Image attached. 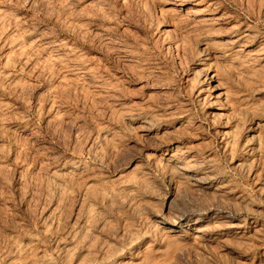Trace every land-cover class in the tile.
Instances as JSON below:
<instances>
[{"label": "rangeland", "instance_id": "374dc122", "mask_svg": "<svg viewBox=\"0 0 264 264\" xmlns=\"http://www.w3.org/2000/svg\"><path fill=\"white\" fill-rule=\"evenodd\" d=\"M0 264H264V0H0Z\"/></svg>", "mask_w": 264, "mask_h": 264}, {"label": "bare ground", "instance_id": "6f19581e", "mask_svg": "<svg viewBox=\"0 0 264 264\" xmlns=\"http://www.w3.org/2000/svg\"><path fill=\"white\" fill-rule=\"evenodd\" d=\"M191 172H193V171H191Z\"/></svg>", "mask_w": 264, "mask_h": 264}]
</instances>
